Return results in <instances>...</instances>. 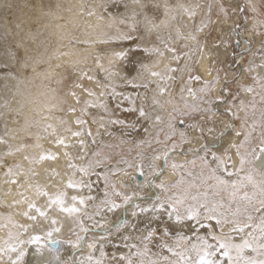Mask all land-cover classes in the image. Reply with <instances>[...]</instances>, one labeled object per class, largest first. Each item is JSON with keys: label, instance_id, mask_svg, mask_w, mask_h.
<instances>
[{"label": "snow or ice", "instance_id": "1", "mask_svg": "<svg viewBox=\"0 0 264 264\" xmlns=\"http://www.w3.org/2000/svg\"><path fill=\"white\" fill-rule=\"evenodd\" d=\"M53 7L59 9L49 3L46 15L64 19ZM98 8L86 14L114 31H100L97 39L55 25L68 47L57 55L77 59L59 75L49 73L57 87L49 89L40 119L24 118V106L13 108L11 97L0 103V191L12 197L0 198V264H39L45 252L43 264H264L259 4L103 0ZM221 22L230 24L227 36L212 37ZM10 34L0 36L5 85L45 62ZM92 43L120 45L108 67L95 58L103 79L80 66L86 58L77 56V45ZM230 43L244 47L233 48L225 68L218 56ZM245 55L253 57L247 64ZM244 74L251 83L241 81ZM61 159L64 175L45 168L47 182L36 179V166Z\"/></svg>", "mask_w": 264, "mask_h": 264}, {"label": "bare ground", "instance_id": "2", "mask_svg": "<svg viewBox=\"0 0 264 264\" xmlns=\"http://www.w3.org/2000/svg\"><path fill=\"white\" fill-rule=\"evenodd\" d=\"M3 0H0V2ZM15 2V0H13ZM12 0H6V3L9 5H12L13 3ZM21 1V0H19ZM35 1V5H34ZM95 0H60L59 4V9L56 12L57 15L64 17V19H54L52 16L47 18L46 23L47 25L52 29L53 33L55 34V38L57 40V45L55 46L54 51H46L45 55L42 57L38 56L35 46L33 45L32 49V54H29L33 58L39 57L40 59H43L48 63V74L53 73L54 71L60 72L61 70H65V67L69 66L70 61L77 59V57H59L57 53L59 51H67L68 48L66 47V40H61L59 39V35L61 33V29H58L55 27L56 24H61V25H66V27L63 29V31H76L75 35L79 38H84L85 36H88L89 38L93 37L94 31L101 28V21L97 20L95 16H88L86 13L89 9L95 7L96 2ZM99 1V0H98ZM41 0H22L21 1V8H20V23L26 22L25 19H35L36 16L42 18L44 22V16L46 9L42 6ZM98 8V7H96ZM48 10V9H47ZM51 18V19H50ZM69 19H72L74 21L73 23H67ZM28 20V19H27ZM9 21V20H8ZM7 22V20H6ZM15 27L13 29V32L11 31V34H15V38L17 39L18 42H24V46H29L31 39H27L26 35L29 34L27 31L24 33L21 31L22 27ZM10 24V23H9ZM29 25V24H28ZM6 29H10V26L8 23H6ZM223 27L224 32L228 31V25H224L223 22L221 24L217 25L216 28L217 30ZM28 30V29H27ZM187 31V29H185ZM32 32V31H31ZM51 32V31H50ZM26 39H25V38ZM37 40V39H36ZM40 40V39H39ZM44 42V41H43ZM32 44V42H31ZM95 43L89 44V45H79L77 47V56L81 57L79 52H84V58L90 59L91 53L93 52ZM54 47V46H53ZM51 47V48H53ZM26 48V47H25ZM49 48V49H51ZM81 48V49H80ZM27 49V48H26ZM48 50V48H47ZM224 49L221 48L220 52L223 51ZM44 52V50H43ZM220 54H226L225 50L224 52ZM112 54H109L106 56L104 63L108 64L109 59L111 58ZM223 55V56H224ZM48 57H51L50 60H48ZM40 63H36L34 65V70L30 67L29 68V73L28 76L25 74L21 75L18 80H8L7 84L5 85V82L1 81L2 89L0 90V99L3 98V96L6 94V91L9 90V85L14 84V87L11 91V104L12 107L15 108L17 105H23V116L29 115V114H39L41 117L42 113V108L45 103L49 101L47 99V95L45 94V90L37 85V79H39V76L42 74L35 72L36 67ZM61 64L60 68H55V65ZM83 65V64H82ZM208 66V61L205 59L202 61V63L199 65V70L201 72H204V69ZM45 71V70H44ZM57 72V73H58ZM22 73V72H21ZM61 73V72H60ZM44 75V74H43ZM38 77V78H37ZM43 77V76H42ZM40 85V84H39ZM43 85V84H42ZM175 90V89H174ZM14 93V95H13ZM8 95V94H7ZM5 97V96H4ZM8 98V97H7ZM54 98V97H53ZM164 98V97H161ZM57 101H53L52 103H56ZM54 115V114H53ZM28 119V117H27ZM31 119V118H30ZM34 131V130H33ZM40 143L43 144L45 149L52 148V145L47 142V140H42ZM54 151L56 149H53ZM37 151L38 150H34ZM27 167V165H25ZM45 168H56L58 171L61 172L62 175L65 173V167H64V161L61 159L59 163L55 162H48L43 165H38L36 166V170L40 173V175L36 178L40 183H45L47 182V176L48 174L45 173ZM0 198L7 199L8 202H11L12 197H4L3 192L0 191ZM0 235H3L2 232H0ZM65 235H67V232H65ZM49 255L47 253H44L42 257L39 258V263L43 264L44 261L47 260Z\"/></svg>", "mask_w": 264, "mask_h": 264}, {"label": "rangeland", "instance_id": "3", "mask_svg": "<svg viewBox=\"0 0 264 264\" xmlns=\"http://www.w3.org/2000/svg\"><path fill=\"white\" fill-rule=\"evenodd\" d=\"M21 1H19V0H15V2L13 1L12 5H10V7L7 8V9L3 8V4L6 3V0H3V1L0 2V36H3L5 30H7L6 29L7 28L6 27V23H8V25L10 26V30L12 32H13V29L16 27L17 24H21L22 23V21L20 23V13H21V11H20L21 4L20 3H21ZM41 2H42L41 4H43V7L46 9L45 16L43 18L44 19V22H43L42 18L36 16L35 19L34 18L33 19L27 18L28 20L25 19L26 22L22 23V25H21V27L23 26L22 27V30H21L23 33L25 31H27V33L30 32L29 34L35 36L36 39H37V40H35V42L31 39L32 44L30 42V45L29 46H25L28 50H30L29 51V54H32L33 53L32 52V49H33V45H34L35 46V50H36V52L38 51L37 54H39L38 56H40V57H42L43 55H45L43 53H45L46 51H49V50L54 51L55 50V46L57 45V40L54 37L55 34L53 33L52 29L47 25V23H46L45 20H47V18L50 17V15H46V13H48L50 11V9L48 8V4L51 3L52 5H59L60 4V0H41ZM94 2H96L95 7H98V5H100L101 3H103V0H99V1L98 0H95ZM205 2H207V0H205ZM253 2L254 3H258L259 4L260 11L261 12H264V3H259V0H253ZM34 5H35V1H34ZM52 10L53 11H57L58 9H55L53 7ZM97 11L99 13L100 9L97 8ZM213 19H215V16L213 17ZM6 20H7V22H6ZM100 23H101V26H102L104 24V21H101ZM228 26L230 27V24H228ZM246 27H250V25H246ZM218 30L212 32V37H215L218 34L223 35V33H219ZM100 31H114V30L113 29H108V28H102L101 27V28H99V29H97V30L94 31V34H93L94 36L91 37V39H97L98 38L97 34ZM75 32L73 31L74 34H75ZM227 33H228V31L225 32L224 36H227ZM241 38L242 39L243 38H248L247 33H242ZM9 39L12 40L13 42H18L17 39L15 38V34H10L9 35ZM27 39H29V38H27ZM41 42H43V43H41ZM0 43H2V40H0ZM21 43H24V42L22 41ZM78 46L79 45H77V47ZM258 46H259V39L258 38H253V45H252L253 53L256 52ZM51 47H53V48H51ZM66 47H67V40H66ZM243 47H244V45L242 43L240 44L239 47H236L234 43H230L229 48H228L226 54L225 55L224 54H219V56H218V59L219 60L224 61V63H223L222 66L225 67V68H228L229 67V65H228V63L226 61H227V59H230L231 58L233 48H235V51L237 53H241ZM47 48H48V50H47ZM49 48H51V49H49ZM119 49H120V45H118V44H100V43H95L94 48H93V52L91 53V56H90L91 58L90 59H86L85 64H83V65L81 64L80 66L81 67H85V66L91 67L92 70H93V72L97 73L99 75V77L101 79H103L104 73L100 72V70L95 66V63H94L97 54H99L101 56V58H102V60L104 62L107 55L112 54V52L114 50H119ZM43 50H44V52H43ZM221 52L223 53L224 50L221 51ZM79 54H80L81 58H84V56H83L84 55V52H79ZM250 59H253V57H251L249 55H245L243 57V64H247V62ZM255 59L258 62V57H256ZM104 65H105V67H108V64L104 63ZM117 65L119 66V68H122L123 67L122 62H117ZM68 67H65L64 69H66ZM47 71H48V63L45 61L44 63H40L36 67V71L35 72L42 74L41 76H39V79L36 80L38 82L37 85L40 86V87H42L45 90V94L48 97L47 99H49V89L50 88H55V87H57V85H56L55 81L50 80L49 74H48ZM63 71H65V70H61L60 72L62 73ZM57 72L58 71H54L53 73L56 74V75H59L60 72H58V73ZM28 73H29V71L22 72V73L20 72V73H18V76L20 77L23 74L24 75L26 74L28 76ZM113 79L115 80V82L117 84H121L122 83V80H121L120 76H116ZM241 81L244 82V83H251V81L248 78L247 74L242 75ZM179 83H180V81L178 80L176 82V84L173 85V87H172L173 95L178 94V91H179ZM88 86L89 87H94L93 84H88ZM13 87H14V84L9 85V90L6 91V94L4 95L5 97L3 96V98L0 99V103H2L5 98H7V97L9 98V96L11 95V91L10 90H12ZM153 87H154V85H153ZM1 89H2V85H1V81H0V90ZM96 90L99 91V89H96ZM149 95H151V92H149ZM244 98L246 100L251 99V97L250 96H247V95ZM160 99L163 101L164 99H167V97L166 96L164 98H161L160 97ZM53 101H57L55 97L52 99L51 102H53ZM169 107H171V106L169 105ZM53 114L54 115H58V113H53ZM23 117L24 118H27L28 117L29 120H31V119H40V115L37 114V113H35V114L32 113V114H29V115H26V116H23ZM0 124H2V122H0ZM33 130L35 131V129H33ZM17 159H19V157H17ZM0 211H4V209H0ZM70 251L71 250H68L65 253V255L70 254ZM45 253H47V252H45ZM48 259H49V257L47 258V260Z\"/></svg>", "mask_w": 264, "mask_h": 264}]
</instances>
